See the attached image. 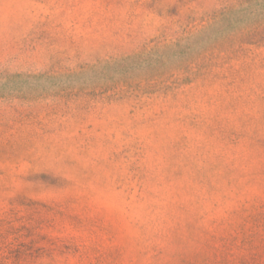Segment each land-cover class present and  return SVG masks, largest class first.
<instances>
[{
	"label": "rangeland",
	"instance_id": "rangeland-1",
	"mask_svg": "<svg viewBox=\"0 0 264 264\" xmlns=\"http://www.w3.org/2000/svg\"><path fill=\"white\" fill-rule=\"evenodd\" d=\"M0 264H264V0H0Z\"/></svg>",
	"mask_w": 264,
	"mask_h": 264
}]
</instances>
